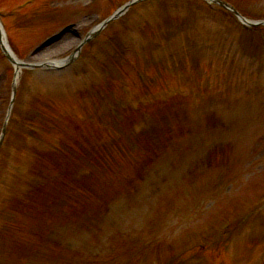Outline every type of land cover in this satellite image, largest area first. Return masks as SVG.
I'll return each instance as SVG.
<instances>
[{
    "label": "rangeland",
    "instance_id": "1",
    "mask_svg": "<svg viewBox=\"0 0 264 264\" xmlns=\"http://www.w3.org/2000/svg\"><path fill=\"white\" fill-rule=\"evenodd\" d=\"M91 1L92 0H33V2L30 3L29 0H0V12L5 15L4 20L8 28V39L11 40V45L17 55L25 57L30 53V51L34 52L36 46H42L41 42L46 39V44L37 50V53H39L36 57L38 58L34 57L33 60L39 62V59L51 55H56V59L58 60L65 57V52L63 53V51L67 50L69 45L77 42L76 34L74 35L72 33L74 28H76L77 23H80L78 32H84L86 34L103 19V16H106L113 8L119 6L120 3L124 4L127 0H98L93 5H91ZM234 1L240 5L248 17H251L252 19H264V0ZM153 6H147L143 10L140 9L139 13L134 15L135 17L130 18L128 20L129 30L125 33V29H122V27L126 24V20L122 23V25L118 22V24H114L112 28L107 31L108 33H105L106 35L103 34L102 37L98 39L97 43H100L99 47L96 48L97 43H95V45L90 49L94 55H102L100 62L107 68L109 67V63H118L111 64V66L113 70L120 75V77L125 78L127 77L126 74H130L131 76L135 75L138 68L154 80L149 83L146 81V85L148 84V90H156L155 93L150 95L153 96L152 101L150 102L153 103V101H155V103H153L155 105L153 107L149 101H144L143 105L148 108H141V110H149L155 115H160L162 113H169L172 115V112L178 113V110L181 112H192L193 100H191V97L186 96L187 90H192L194 88L199 90L200 87L204 86L207 75L215 79H218L217 76H219L223 79V81H221L222 85L228 86L231 93H238L240 87L227 85L228 83H233L230 73H213V68H223L225 70L228 67V63H219V65H217V63L213 65L209 61L207 62V58L202 55V53L211 55L210 53H212V49L211 45L208 43L206 44L208 49L200 46L198 50H200L201 53L193 54L197 60L192 59V54L186 52L188 58H186L185 63H144L142 60L144 53L139 50V46L143 44L142 34L144 33L145 28L149 26L151 30H153V27L158 28L162 25L159 20L153 19V17H160L156 15V12L152 14L151 10L154 9ZM180 9L181 8L178 7L177 9L169 8L168 10H172L171 12L179 11L182 16L183 12ZM171 17L175 21V14ZM124 19H126V17ZM203 24L204 23L202 22L199 26H202ZM66 26L67 28L64 29L65 31L61 36V39L58 41L51 39L50 35L52 33ZM172 26H177V24L174 23ZM209 28L211 29L212 35L216 39L217 43L218 41L220 42V45H218L220 47H215L212 44L214 49H217L215 53H222L221 48L224 49L225 45L236 49L237 44L232 43L230 40H225V36L221 35L224 31L222 28L219 32L216 31V29H218L217 26H209ZM118 29L121 34L117 35L110 41L107 40L109 39V34ZM199 31L204 30L199 29ZM262 32H264V30L255 31V33ZM219 34L221 36H219ZM189 36L190 38L192 36L196 38V43L200 44L196 34L192 33V28L189 30L183 29V32L179 35L175 34L174 40L171 41H177L182 46L184 40H186ZM119 42L125 43V51L127 53L125 54L126 59L123 56H117L114 54V50L112 48L120 47ZM99 50L105 51V53H99ZM163 52H166L164 53L165 58H167L170 54V51L166 49L163 50ZM163 52H161V54ZM61 53L63 54L59 56ZM259 56H255V58L251 57L250 60L248 58L246 59L249 60V63H264V61L259 59ZM85 61L86 59L83 60V58H81L76 63H85ZM122 63L124 64L122 65ZM191 63L194 65L195 63L200 65L199 70L204 67L206 75L203 76L197 70L191 71ZM178 67H180V69L177 71ZM181 68H184V70H182L185 73L184 75L181 73ZM248 73L249 75L253 74L251 72ZM178 75L186 78V81L183 85H181V89L187 88L186 92H180L181 89L175 77ZM252 76L253 80L256 82L258 79L257 75ZM10 77V74L8 77L5 76L4 70L0 69V88L3 86L4 80L10 82ZM132 80L133 81L131 83L133 86L138 88L140 91L134 93L131 98L134 100L140 98L142 101L143 94L140 88V82H138L135 77H133ZM166 80L170 85L167 89L164 88ZM260 80L264 82V73ZM100 81H102L103 89L106 88V82L112 83L115 89L116 80L111 79V77L104 76ZM162 82L164 83V86H162ZM37 84L39 83L31 82L32 86ZM49 87L51 88V86ZM109 95L115 98H119L120 96L115 94V92L111 89L107 88L100 94V97L105 99ZM72 102L73 106H70V111L68 108L66 109L68 111L67 114L69 113L71 116V120L69 122L64 121L63 119L61 124V138L67 140L75 148L76 155H78L76 156V159L70 160V163H74L75 161L78 162L81 158L79 162L85 161L87 164L94 167L96 171L97 169L95 166L97 168H101V166L97 165L98 163H114L108 152L103 148H106L112 142L111 132H117V134H120L121 137L116 135L118 138L128 136L130 118L138 116L140 113V111H132L134 102L130 103L131 106H129L130 109L128 110H120L116 104L108 101H97V104L102 105L98 108L91 104L94 109L90 108V105L85 104L82 106V109L86 108V110H88L86 113H96L92 118L86 117L84 119H80V116H78V119L74 118L76 112L80 110L78 108H80L81 103L76 102L75 100H72ZM116 108L123 115V118L120 122H118V124L113 123V116L107 115V111L109 109L112 110ZM92 119H95V121ZM171 119L172 121L170 125L163 128L162 134L154 136L153 138L150 137V139L152 138L151 140H148L147 138L146 142H141V147H144V150L142 154H140V159H142V161L150 159L149 162H151L149 151L153 152L154 150L157 153H160L152 155L154 159H156L158 155H161V163H164L162 168L156 172L158 173L156 175L157 178L164 182V179L167 181L171 174H173L176 176L175 183L179 184L182 181V170L185 169L188 162H192L195 158L198 148L200 149V147L204 145L206 132L202 126L196 125L194 121H190L189 123L187 122V124L191 126L190 128L192 134L190 138L187 133V125H185L186 121L185 123L180 122L173 115ZM247 119L248 118H246V120ZM248 122L250 121L247 120L245 124ZM260 122L261 118L257 113H255L252 116L253 127L245 129L244 135H248V137H250V133H252L250 130H255L256 132L257 129L262 128ZM51 130H53L52 126ZM239 133L240 124L236 129V135ZM47 134L50 135L51 131H48ZM227 140L228 141L226 143L230 149L228 155H230L232 154V143L229 142L231 141L230 139ZM233 140L234 149L238 151L244 149L243 152H245L251 145L254 147L257 146L258 143L264 142V135H258L255 140L250 142L245 141L239 143V141H235L236 139ZM118 148L119 146H117L115 150ZM82 149H84L85 152H81ZM113 152L123 166L129 164L128 161H122L114 150ZM154 162L155 161L152 163ZM229 164H231V160L227 165ZM218 168H220V164L215 163L214 174H216V170ZM238 168L239 170L236 174L238 175V178H241V180L239 190L234 191V194L236 195L233 197L234 202L231 206L238 205L237 201H239L240 194L245 195L249 198V200L250 198L255 199L256 196L262 197L264 194V161L252 170H248V166L241 165V163ZM246 170H248V172H246ZM130 171L131 169L126 172ZM165 174L168 175V178H163ZM247 174H251L250 178ZM214 176L215 179H217L219 174ZM243 176L244 180L242 178ZM206 180H208V178H206ZM250 180H255L257 182H255L252 189H247L245 182ZM190 186V184L184 185L180 191L175 193L174 191L167 190L158 191L153 188V190L149 189V192L145 191L142 194L134 195L130 191L124 190L119 194L118 201L111 205L105 218L102 221L94 222L93 227L100 226V234H80L79 237L72 238V240L75 241L82 239V241L75 247L71 248V234L68 233L65 241H63V245L60 244V242L58 243V247L62 246L61 249L54 251L52 253L53 255L48 259L49 261H46V258L42 253L40 264H163V261H165L169 253L176 252L185 246V239L187 235L192 233L193 230L200 229L209 223L208 220L212 215L217 214L214 217L215 220L216 218L223 216L227 211H230V207L223 205L218 210L214 211L207 209L211 211L205 212V210L202 209L198 212H194L190 204L187 205L188 201H194V198L196 197L195 193H190ZM99 189L103 190L104 195L106 194L105 190L100 187L93 189L91 193L95 195V191ZM56 191L58 190L55 189L52 191L53 193L51 196L56 194ZM61 192L66 198H68L69 202H72L75 206L74 211L76 214L73 215V218H70V222L74 225L80 224L85 219L87 214L92 213L93 209L96 210L99 208V210H102V204L108 197L105 196V200L102 204L100 201L104 196H94L93 201L91 199V202L87 203L88 205H78L72 199V194H70L73 192ZM168 199H171L170 201L174 202L176 207L175 213L164 206L163 203H165ZM233 209L234 208H232V210ZM63 216L64 218H68L69 213L63 212ZM179 216L184 217L179 220ZM39 218H41V221L52 220L51 229L55 226H57L59 230L62 229L64 220L60 216V211L56 210L51 212L46 210V212H44L43 209L40 212ZM167 220H170L169 222L174 225L182 222V226L180 228L177 226L176 232L173 227L167 223ZM113 223H120L121 226L114 228ZM118 228L122 229L128 240H135L138 233H142V239L139 242L145 248H143L144 250L140 252L141 255L133 258L132 262L128 261L129 256L136 255L138 252L137 248L132 247L127 239L128 247H126L121 234L117 230ZM80 231L82 232V230ZM59 234L61 233L59 232ZM211 261L218 263L219 258L212 257Z\"/></svg>",
    "mask_w": 264,
    "mask_h": 264
},
{
    "label": "bare ground",
    "instance_id": "2",
    "mask_svg": "<svg viewBox=\"0 0 264 264\" xmlns=\"http://www.w3.org/2000/svg\"><path fill=\"white\" fill-rule=\"evenodd\" d=\"M66 38H68V37H66ZM68 41V40H67Z\"/></svg>",
    "mask_w": 264,
    "mask_h": 264
}]
</instances>
